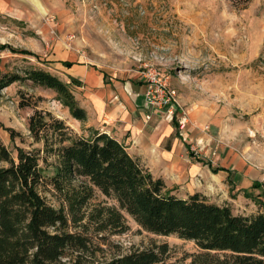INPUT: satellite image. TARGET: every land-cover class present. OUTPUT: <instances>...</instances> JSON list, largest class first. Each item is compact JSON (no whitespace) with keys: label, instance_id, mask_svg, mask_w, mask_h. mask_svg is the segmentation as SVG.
I'll list each match as a JSON object with an SVG mask.
<instances>
[{"label":"trees","instance_id":"1","mask_svg":"<svg viewBox=\"0 0 264 264\" xmlns=\"http://www.w3.org/2000/svg\"><path fill=\"white\" fill-rule=\"evenodd\" d=\"M22 80L55 90L73 118L88 119L71 82L44 68L0 70V88ZM28 129L38 147L16 145L13 153L0 137V264H160L171 249L167 242L99 259L102 242L129 229L128 216L151 233L193 240L204 257L264 264V210L236 213L201 191L180 196L101 128L79 134L51 111L36 109ZM7 130L11 139L20 134Z\"/></svg>","mask_w":264,"mask_h":264},{"label":"rangeland","instance_id":"2","mask_svg":"<svg viewBox=\"0 0 264 264\" xmlns=\"http://www.w3.org/2000/svg\"><path fill=\"white\" fill-rule=\"evenodd\" d=\"M67 4L74 16V39L94 61L118 73L139 75L146 65H157L170 76L187 116L190 107L200 105L213 115L214 127L221 126L225 138L264 173V0H250L246 6L233 0H67ZM7 27L0 25L1 75L24 74L37 67L60 77L22 46L18 33L30 36L29 30L14 22ZM36 109L51 111L79 134L94 127L88 119L73 118L55 90L31 80L16 81L0 88V137L13 153L16 145L39 146L28 129ZM7 127L19 136L11 139ZM42 169L53 172L52 166ZM257 192L236 198L234 211L264 210V187ZM127 222L126 232L102 242L100 260L120 249L164 242L171 249L160 264H227L229 260L219 253L204 257L193 240L151 233L132 217Z\"/></svg>","mask_w":264,"mask_h":264},{"label":"crops","instance_id":"3","mask_svg":"<svg viewBox=\"0 0 264 264\" xmlns=\"http://www.w3.org/2000/svg\"><path fill=\"white\" fill-rule=\"evenodd\" d=\"M12 22L30 31V36L18 33L22 46L72 83L88 112L87 123L122 141L179 195L201 191L211 201L228 202L235 209L236 198L252 197L264 187V173L225 138L221 126L214 127L213 115L200 105L190 107L184 123L179 122L180 114L171 119L151 113L141 75L118 73L94 61L74 39L67 0H0L1 27Z\"/></svg>","mask_w":264,"mask_h":264},{"label":"built area","instance_id":"4","mask_svg":"<svg viewBox=\"0 0 264 264\" xmlns=\"http://www.w3.org/2000/svg\"><path fill=\"white\" fill-rule=\"evenodd\" d=\"M141 78L146 86L145 103L151 113L160 112L171 119L180 114V123L188 121L187 113L179 101L178 91L171 86L169 75L157 65L150 64L141 72ZM151 113L147 118L151 117Z\"/></svg>","mask_w":264,"mask_h":264}]
</instances>
